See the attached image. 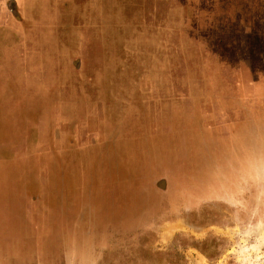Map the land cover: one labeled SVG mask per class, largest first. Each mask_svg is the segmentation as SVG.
Listing matches in <instances>:
<instances>
[{"label": "rangeland", "instance_id": "obj_1", "mask_svg": "<svg viewBox=\"0 0 264 264\" xmlns=\"http://www.w3.org/2000/svg\"><path fill=\"white\" fill-rule=\"evenodd\" d=\"M258 4L0 0V264H264Z\"/></svg>", "mask_w": 264, "mask_h": 264}, {"label": "crops", "instance_id": "obj_2", "mask_svg": "<svg viewBox=\"0 0 264 264\" xmlns=\"http://www.w3.org/2000/svg\"><path fill=\"white\" fill-rule=\"evenodd\" d=\"M256 1H258L259 2V4H258V9L260 10V12L261 13H258L259 15H261V16H263L264 15V0H255V2ZM263 52H264V45H262V41L260 42V51H259V54L261 55V57H262V55H264L263 54ZM104 88V86L102 87L101 86V88H100V85H99V88H98V97L100 98V92H101V90ZM99 105H102V104H98V106ZM133 105V104H132ZM119 106V105H118ZM138 108L140 107L139 105L137 106ZM103 108V107H102ZM120 108V107H119ZM119 108H116V110H115V113L117 112V111H119ZM24 111H27V112H29L28 111V109L27 108H24ZM133 113H134V110H133ZM111 114V113H110ZM109 114V115H110ZM118 114H121V112H118V113H116V114H114L113 113V115L115 116V118L116 119H118V120H120L121 118L119 117V115ZM109 115H105V117H107L108 116V120H109ZM112 115V114H111ZM111 115H110V117H111ZM133 117V115L131 116V118ZM115 118H111V124H114V123H117V120L115 119ZM85 120L86 119H89V116L87 115L85 118H84ZM85 120L83 121L84 123H85ZM107 120V121H108ZM78 121V120H77ZM110 122V121H109ZM82 124V123H81ZM104 124H106V121L104 122ZM109 124V123H108Z\"/></svg>", "mask_w": 264, "mask_h": 264}]
</instances>
